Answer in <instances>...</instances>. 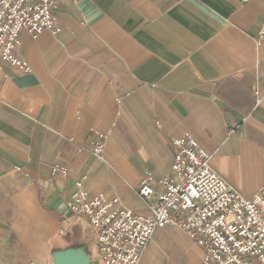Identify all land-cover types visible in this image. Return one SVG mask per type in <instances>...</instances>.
<instances>
[{"label":"crops","instance_id":"1","mask_svg":"<svg viewBox=\"0 0 264 264\" xmlns=\"http://www.w3.org/2000/svg\"><path fill=\"white\" fill-rule=\"evenodd\" d=\"M52 1L60 31L25 34L18 50L30 72L0 59V264H52L51 250L67 246L44 184L62 180L66 204L85 177L88 197L151 217L157 193L140 199L139 183L151 174L156 186L168 173L173 140L185 133L243 197L264 186L260 3ZM100 136L96 159L90 149ZM203 255L166 227L139 264H202Z\"/></svg>","mask_w":264,"mask_h":264},{"label":"built area","instance_id":"2","mask_svg":"<svg viewBox=\"0 0 264 264\" xmlns=\"http://www.w3.org/2000/svg\"><path fill=\"white\" fill-rule=\"evenodd\" d=\"M258 2L262 19L256 43H264V0ZM52 0H0V57L12 67L29 72L16 52L25 34L59 32L51 13ZM260 99H256V103ZM174 157L168 173L158 180L161 191L150 218L139 217L102 197L86 198L84 178L67 208L87 219L95 236L99 264H138L153 232L177 227L204 249L203 264H264V186L250 198L243 197L210 166V155L187 133L173 140ZM102 141L92 153L100 157ZM101 158V157H100ZM55 174L66 175L54 168ZM155 193L153 177L140 182L138 195L148 200Z\"/></svg>","mask_w":264,"mask_h":264},{"label":"water","instance_id":"3","mask_svg":"<svg viewBox=\"0 0 264 264\" xmlns=\"http://www.w3.org/2000/svg\"><path fill=\"white\" fill-rule=\"evenodd\" d=\"M49 194L48 200L44 202L47 208L54 210L57 214L64 217L63 229L66 232L74 223L75 218L67 209L62 200L64 182L62 180L56 183V187L41 185ZM67 246L54 247L50 256L52 264H91L93 260V249H90L87 241H78L67 238ZM94 240V239H93Z\"/></svg>","mask_w":264,"mask_h":264},{"label":"rangeland","instance_id":"4","mask_svg":"<svg viewBox=\"0 0 264 264\" xmlns=\"http://www.w3.org/2000/svg\"><path fill=\"white\" fill-rule=\"evenodd\" d=\"M51 13H52V17L55 19V17H54V15H53V1H52V7H51ZM55 21H56V19H55ZM56 23H57V21H56ZM57 26L59 27V25H58V23H57ZM60 29V28H59ZM47 31V30H46ZM60 31V30H59ZM44 32V31H43ZM49 32H51V31H49ZM42 33V32H41ZM52 33V32H51ZM58 33V32H57ZM57 33H55V34H57ZM40 34V33H39ZM53 34V33H52ZM38 35V34H37ZM37 35H35V36H37ZM34 36V37H35ZM32 37V36H31ZM21 38H23V37H21ZM21 43H22V39H21V42H20V45H19V47H18V50H19V48H20V46H21ZM18 50H17V52H16V57H18L19 59H21V60H23L22 58H20L19 56H18ZM0 59H1V57H0ZM2 60V59H1ZM23 61H25V60H23ZM2 62H4V63H6V64H8L7 62H5V61H3L2 60ZM26 62V61H25ZM27 63V62H26ZM10 67H12L10 64H8ZM27 65H28V63H27ZM28 67H29V65H28ZM13 69H15V70H17L16 68H14V67H12ZM30 68V67H29ZM17 71H19V72H23V71H20V70H17ZM30 72V71H29ZM23 73H26V72H23ZM28 73V72H27ZM105 140H106V138H105V136H100L99 137V139H98V141L96 142V143H98L99 141H102V150H101V152H100V157L99 158H97V156H95L93 153H92V151H93V146L94 145H96V143L91 147V149H90V152H91V154L96 158V159H102V153H103V148H104V144H105ZM54 168H58V169H63V170H65V172H66V175H62V174H60V173H58V174H55L54 172H53V169ZM52 173L54 174V175H58V176H61V177H66L67 175H68V171L65 169V168H61V167H58V166H54L53 168H52ZM147 175V174H146ZM145 175V176H146ZM151 175V174H150ZM144 176V177H145ZM152 176V175H151ZM143 177V178H144ZM153 177V176H152ZM84 178V184H83V190H84V192H85V194H86V198L88 199V200H92V199H94V198H96V197H102L105 201H107V202H110V201H112V200H106L103 196H101V195H98V196H96V197H88L87 196V193H86V191H85V183H86V178L85 177H82V178H80L79 180H76L75 181V183H74V191L71 193V195L74 193V192H76L77 191V187L75 186V184H76V182H78V181H80V180H82ZM142 178V179H143ZM141 179V180H142ZM141 182V181H140ZM139 185H140V183H139ZM153 187H154V189H155V193H157V197H158V194L160 193V191H161V188H160V185L158 184V181H157V184H156V186H154V178H153ZM138 189H139V186H138ZM138 189H137V195H138ZM154 193V194H155ZM153 194V195H154ZM70 195V196H71ZM152 195V196H153ZM151 196V197H152ZM138 197H139V195H138ZM150 197V198H151ZM140 198V197H139ZM114 199H116V198H114ZM141 199V198H140ZM142 200H144V199H142ZM149 200V199H148ZM156 200H157V198H156ZM145 201H147V200H145ZM156 203V201L150 206V210H151V207L154 205ZM66 205V207H67V203L65 204ZM118 207L120 208V206H119V201H118ZM68 209V208H67ZM120 209H123V208H120ZM69 210V209H68ZM123 210H126V209H123ZM70 211V210H69ZM126 211H128V210H126ZM71 212V211H70ZM130 212V211H129ZM131 213V212H130ZM72 214V213H71ZM132 214V213H131ZM151 214H152V211H151ZM134 215V214H133ZM72 216L75 218V221H74V223H73V225L66 231V232H64V230H63V232H64V235L61 237L62 238V240L61 241H66V238H70V239H76V240H78V241H87V243L89 244V247H90V249H93V260H92V262H91V264H99L97 261H98V258H97V244H96V241H95V236H94V234H93V231L91 230V227L89 226V224H88V221H87V219L85 218V217H83V216H76V215H74V214H72ZM135 216H137V215H135ZM152 216V215H151ZM139 217H142V216H139ZM144 218H150V217H144ZM64 226V225H63ZM90 228V229H89ZM164 228H166V227H164ZM171 228H177V227H171ZM158 229H160V228H158ZM177 229H179V230H181L180 228H177ZM157 230V229H156ZM182 232H184L183 230H181ZM155 232V231H154ZM153 232V233H154ZM185 233V232H184ZM92 234H93V236H92ZM186 234V233H185ZM153 235V234H152ZM187 236V235H186ZM152 237V236H151ZM188 237V236H187ZM189 238V237H188ZM94 239V240H93ZM151 239V238H150ZM190 239V238H189ZM191 240V239H190ZM150 241V240H149ZM192 241V240H191ZM193 242V241H192ZM149 243V242H148ZM147 243V244H148ZM194 243V242H193ZM195 244V243H194ZM195 245H197V244H195ZM147 246V245H146ZM199 246V245H198ZM201 247V246H200ZM146 248V247H145ZM202 248V247H201ZM95 249V250H94ZM145 250V249H144ZM144 250L142 251V254H143V252H144ZM204 250V249H203ZM142 254H141V256H142ZM204 256V255H203ZM141 258V257H140ZM139 261H140V259H139ZM138 264H139V262H138ZM202 264H203V258H202Z\"/></svg>","mask_w":264,"mask_h":264}]
</instances>
